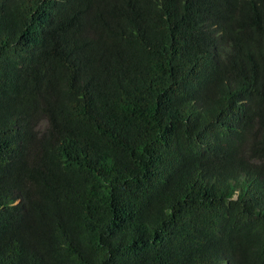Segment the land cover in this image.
<instances>
[{"label":"trees","instance_id":"1","mask_svg":"<svg viewBox=\"0 0 264 264\" xmlns=\"http://www.w3.org/2000/svg\"><path fill=\"white\" fill-rule=\"evenodd\" d=\"M0 264H264V0H0Z\"/></svg>","mask_w":264,"mask_h":264}]
</instances>
